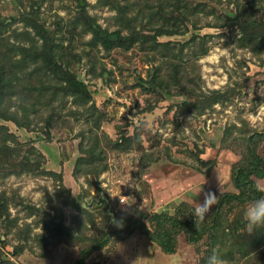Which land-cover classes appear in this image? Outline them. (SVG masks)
<instances>
[{
  "label": "rangeland",
  "instance_id": "1",
  "mask_svg": "<svg viewBox=\"0 0 264 264\" xmlns=\"http://www.w3.org/2000/svg\"><path fill=\"white\" fill-rule=\"evenodd\" d=\"M116 2L148 42L94 39L93 28L129 33ZM252 20L264 23V0H0V90L18 123L0 119V264H75L120 211L139 208L148 222L170 202L195 209L204 192H235L245 140L264 132V44L240 26ZM45 42L88 100L64 95L35 61ZM256 149L264 156V139ZM250 201L223 204L218 230L199 241L180 233L172 254L135 231L82 264H207L213 250L227 264H264V231L249 235L243 219ZM239 235L262 242L244 253Z\"/></svg>",
  "mask_w": 264,
  "mask_h": 264
},
{
  "label": "trees",
  "instance_id": "2",
  "mask_svg": "<svg viewBox=\"0 0 264 264\" xmlns=\"http://www.w3.org/2000/svg\"><path fill=\"white\" fill-rule=\"evenodd\" d=\"M118 6L119 4L117 3V6H114V8L118 11L120 25L129 33L122 35L120 33V29L111 33L102 31V33L109 36L117 35V40L115 42H110L104 40L100 35L97 34L96 29L92 27L94 39H97L99 42H101L105 48H110L111 46L117 45L123 47L124 49H128L135 43L143 42L142 38H145L144 43L148 42V36L140 35L138 31H136L135 23H132L133 20H139H137L135 17H125L129 11L127 5L122 6V8H117ZM240 26L245 33H248L249 31L247 42H252L254 39H258L260 44H264V23L262 21L253 22L252 20L249 22L248 26ZM96 27L98 28L99 26ZM164 32L159 29L158 32L152 36V38L156 39L157 36L164 34ZM42 37L45 38L43 35ZM44 41H46V39H43V42ZM31 51L36 62L39 59L43 68L54 69L51 71H54L56 76L61 77V80H63L65 83L63 90L64 95H71L74 98H84L85 100L90 98L87 86L81 80L75 78L67 68V70L62 69V65L54 58L53 51L48 48V43L45 42L44 44H40L39 48L33 47V50ZM2 95H4V93L2 90H0V119L11 120L18 125L15 115L9 113L7 108L4 107L5 103L2 102ZM263 139L264 132L253 133L247 137L244 143L245 147L241 152V158L237 163L234 164L231 172V181L235 192L220 193L218 195L217 204L214 205V207L210 210L206 220L203 222H200L198 225H196L194 208L189 206V204L184 200H181L179 203H177L178 200L170 202L165 205L163 209L153 212L150 215L148 222H144L143 218L138 215L141 213V209L139 208H137L138 210L136 209L138 214L120 211L122 216H118L116 218L112 228L109 229V232L104 235L101 240L90 244L87 248H82L79 250L78 258L75 260V264H82L85 258L93 250L104 247L112 237H114L117 241H123L128 239L135 231L147 238L149 241L155 243L161 252L166 254H172L175 252L176 238L180 233H184L186 235V239L189 243H194L201 240L206 234L209 236V234H212V232H216L220 224L221 215L223 214L220 211L223 204L230 202H243L244 200H254L261 195V193L256 191L257 185L253 177H264V156H261L259 153H257L256 149L258 142ZM4 143L5 141L2 144ZM13 157L14 156H7L5 161L14 159ZM179 209H185V211L179 212ZM136 210H134V212ZM238 223L239 220H237V226L240 225ZM51 231L53 232L52 229ZM239 239H243L244 241L240 247V250L244 251V249L247 248V251L244 253H247L249 249L259 246L262 242L261 238H255L249 244V242H246L247 239H245V237L241 238L240 235Z\"/></svg>",
  "mask_w": 264,
  "mask_h": 264
},
{
  "label": "clouds",
  "instance_id": "3",
  "mask_svg": "<svg viewBox=\"0 0 264 264\" xmlns=\"http://www.w3.org/2000/svg\"><path fill=\"white\" fill-rule=\"evenodd\" d=\"M201 191L202 188L200 193ZM256 191L261 193V195L248 203L243 214L245 227L249 235L257 230L264 229V187L257 185ZM217 202L218 197L214 192H204L203 202L196 204L194 209L196 225L205 220L208 213ZM207 264H227V262L222 259L215 250H213L212 254L207 259Z\"/></svg>",
  "mask_w": 264,
  "mask_h": 264
},
{
  "label": "water",
  "instance_id": "4",
  "mask_svg": "<svg viewBox=\"0 0 264 264\" xmlns=\"http://www.w3.org/2000/svg\"><path fill=\"white\" fill-rule=\"evenodd\" d=\"M102 38L106 41H113L115 42L117 40V35H102ZM107 212L110 214L111 218L114 219V214L111 212V204L107 202ZM52 228L58 235H68L69 231L65 228L60 227L57 223H51Z\"/></svg>",
  "mask_w": 264,
  "mask_h": 264
},
{
  "label": "built area",
  "instance_id": "5",
  "mask_svg": "<svg viewBox=\"0 0 264 264\" xmlns=\"http://www.w3.org/2000/svg\"><path fill=\"white\" fill-rule=\"evenodd\" d=\"M119 200L120 202H125V197H120Z\"/></svg>",
  "mask_w": 264,
  "mask_h": 264
},
{
  "label": "crops",
  "instance_id": "6",
  "mask_svg": "<svg viewBox=\"0 0 264 264\" xmlns=\"http://www.w3.org/2000/svg\"><path fill=\"white\" fill-rule=\"evenodd\" d=\"M156 212H157V211H156ZM141 236H142V235H141ZM154 245H156V244H154ZM150 250H151V249H150ZM138 253H139V252H138ZM138 253H137V254H138Z\"/></svg>",
  "mask_w": 264,
  "mask_h": 264
}]
</instances>
